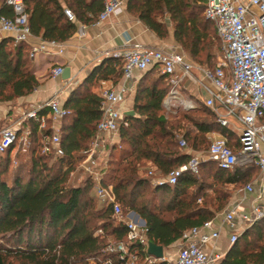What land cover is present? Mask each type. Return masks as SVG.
Here are the masks:
<instances>
[{
    "label": "trees",
    "instance_id": "trees-1",
    "mask_svg": "<svg viewBox=\"0 0 264 264\" xmlns=\"http://www.w3.org/2000/svg\"><path fill=\"white\" fill-rule=\"evenodd\" d=\"M103 7L102 0H26L32 35L60 44L76 34L78 23H97ZM127 8L160 40L170 37L168 19L175 43L196 63L215 68L221 43L215 24L205 17V0H136ZM65 10L72 12L75 21ZM0 15L14 16L6 0H0ZM30 49L27 43L15 46L12 38L0 41V104L16 102L41 87L30 68ZM156 72L158 78H154ZM122 76L123 61L108 57L70 93L64 105L68 115L61 127L64 157L53 160L42 154L41 136L34 125L31 146L24 151L30 156L28 169L10 181L7 174L16 150L0 155V264L116 261L115 255L106 252V238L125 242L127 227L100 203L90 177L84 176L79 186H69L68 181L102 120V99L95 89L101 81L116 84ZM169 89V78L158 69L142 76L136 88L135 116L125 117L117 144L121 145L119 157L115 158V145L104 177V183L114 187L123 214L138 213L146 221L149 242L164 249L182 240L187 231L213 220L228 206L231 186L246 182L257 167L227 171L207 161L198 174L184 172L176 185L152 187L144 177L148 165L162 178L187 165L190 155L181 150L179 135L196 152L208 149V135L214 132L226 136L235 151L239 149L238 136L221 127L210 108L204 107L201 114L208 120L184 114L169 121L163 109ZM130 250L142 258L148 255L139 243ZM220 264H264V218L241 234Z\"/></svg>",
    "mask_w": 264,
    "mask_h": 264
},
{
    "label": "built area",
    "instance_id": "built-area-1",
    "mask_svg": "<svg viewBox=\"0 0 264 264\" xmlns=\"http://www.w3.org/2000/svg\"><path fill=\"white\" fill-rule=\"evenodd\" d=\"M131 1L136 0H102L104 7L97 23L126 13ZM6 3L13 9L14 16L0 15V34H9L15 46L30 44L36 37L29 27L26 0H6ZM65 13L75 21L70 10H65ZM205 17L215 24L221 43L214 69L191 61L177 44L163 50L128 40L127 49L111 55L123 61L124 83L118 89L101 91L102 120L90 147L82 153L80 162L83 177L88 176L93 180L95 195L100 203L112 210L118 223L127 227V240L109 242L106 248V252L115 255L116 261L108 259L101 264H220L224 257L208 252V246L221 237L213 220L187 231L174 258L165 253L162 259L150 255L142 258L130 250L132 244L139 243L147 252L149 240L146 225L135 223L130 213L123 214L114 187L105 184L104 177L111 151L120 142V131L125 121L120 104L133 93L138 82L134 78L135 71L144 75L158 69L169 78L170 89L163 101L166 118L190 113L204 106L214 112L221 127L235 132L239 141V149L235 151L229 146L226 136L214 132L209 134L208 149L196 152L179 135V146L190 155V159L186 166L157 179L154 186L176 185L184 172L198 174L201 165L207 161H213L227 171H233L238 165L256 164L264 179V0H205ZM86 29V25L78 23L77 34L84 36ZM36 39L40 42L31 46L32 59L42 53L64 52L60 43ZM63 72V67H57L51 74L57 78ZM128 82L131 84L128 85ZM75 85L68 80L53 97L22 110L21 118L13 126L0 129V155L12 148L28 150L34 125L41 136L42 154L51 156L53 160L64 157L61 127L68 111L61 103V95L71 93ZM191 87L196 88L195 95L188 94ZM48 129L51 134L46 135ZM245 189L253 192L254 186L248 184ZM238 216L241 229L246 230L264 218V203L253 205L249 212L240 213L238 207L225 212L224 223L232 229V245L241 236L235 222ZM89 264L99 263L90 260Z\"/></svg>",
    "mask_w": 264,
    "mask_h": 264
},
{
    "label": "crops",
    "instance_id": "crops-1",
    "mask_svg": "<svg viewBox=\"0 0 264 264\" xmlns=\"http://www.w3.org/2000/svg\"><path fill=\"white\" fill-rule=\"evenodd\" d=\"M167 21L170 22L168 19ZM168 26L170 37L166 40H160L142 22L131 15L127 8L126 13L120 16L112 17L104 22L87 26L86 34L84 36H80L76 32V34L70 40L62 43L64 49L62 54L42 53L32 59L35 67L34 74L41 82V87L37 89L32 95L18 99L16 101L17 104L24 107H21L18 110L22 112V110L33 104L53 97L66 85L68 80H64L62 75L57 78L52 77L51 73L54 68L63 67L64 69H70V80L72 83L76 84L73 88L74 90L88 77L92 69L102 60L111 57V55L116 52H121L127 49L129 46L128 40H132L137 44L163 50L167 49L170 45L176 44L173 38V26L171 22L168 24ZM5 38H11V36L6 33H1L0 41ZM39 42V39H32L29 44L30 48L32 45H36ZM142 76L143 75H141L138 71L134 72V78H136L138 82ZM138 82L134 87L133 93L127 96L126 99L120 104L121 110L124 114L134 111V100ZM123 83V78L116 84L113 81H101L98 85V88L95 89V92L100 96V93L103 89H118ZM127 84L130 85L131 82H128ZM191 88L196 92L195 87ZM69 95L70 93H64L61 95V103L63 106L65 105ZM1 111L2 113L0 114V123L5 120L7 116V112L4 108L0 107V112ZM21 112L15 114L16 116H13L14 118L12 122L6 127L13 126L21 118ZM208 138H210L209 135ZM255 165L256 164H250L242 167L243 169H251L254 168ZM248 184H252L254 186L253 192L246 191L245 188ZM231 188L233 192L228 206L222 212L217 213L213 219L215 228L219 229L221 232V237L217 242L208 246L209 253H216L225 256L232 246L230 242L232 229L226 223H224L225 212L227 210L238 207V211L240 213L249 212L253 205L259 202L264 203V179L261 171L257 167L255 170L251 171V175L246 182L242 183L238 187L232 185ZM235 222L237 229L239 230L240 234H242L245 229H241L239 216ZM181 245L182 242L180 240L168 249H164V253L167 256L174 258Z\"/></svg>",
    "mask_w": 264,
    "mask_h": 264
},
{
    "label": "rangeland",
    "instance_id": "rangeland-1",
    "mask_svg": "<svg viewBox=\"0 0 264 264\" xmlns=\"http://www.w3.org/2000/svg\"><path fill=\"white\" fill-rule=\"evenodd\" d=\"M167 21V20H166ZM168 22V21H167ZM170 22H168L169 24ZM219 45V42L217 41V46ZM181 48V47H180ZM182 49V48H181ZM182 51L186 54V56L191 60V57L189 56L188 53H186L183 49ZM219 54L220 52H217V58H216V63L218 62V57H219ZM194 63H196L195 61H193ZM30 68L32 69V71L34 72L35 70V67H34V63L33 62H30ZM160 75L159 73H154V78H158ZM188 94L190 95H195V90L191 89L189 91H187ZM0 107L1 108H4L5 111L7 112V116H6V119L3 120L1 123H0V128H5L6 126H8L12 120H13V116H16L15 114H18L19 112H21L20 110H18L19 108L23 107V106H19L17 104V102H13V103H10V104H0ZM24 108V107H23ZM204 109V106H200L197 110L193 111V112H190V113H181V114H176L174 115L173 117L169 116V121H174V120H179L181 119L184 114H189V116L191 117H195V118H202V119H206L208 120L207 117H204L202 114V110ZM2 110V109H1ZM2 113V111L0 112V114ZM208 141H209V144H210V139L208 138ZM121 151V145H116V152H115V158H118L119 157V153ZM201 152H204V151H201ZM30 156L29 154L25 153L24 151L22 150H17L16 149V152L13 153V159H12V164L10 166V170L7 174V178L12 181V179L14 178V176L16 175L17 172H21L23 171V169H28L29 167V163H30ZM238 168H243L242 165H238L237 166ZM151 172H153V174H151ZM205 172H201V178H203ZM144 177L148 178L150 181H151V185L152 187H155L154 186V182L157 180V179H160L162 177H160L158 175V173L155 171V168L153 166H150L148 165L147 166V171L144 175ZM83 173L82 171L80 170V162L77 163L75 165V168H74V171L72 172V174L69 176V181H68V184L69 186H79L80 183L83 181ZM81 181V182H80ZM97 235H101V236H104V233L102 231H97L96 233ZM106 241L109 243V242H114V240L111 238V237H107L106 238ZM14 264H25V263H22V262H15Z\"/></svg>",
    "mask_w": 264,
    "mask_h": 264
},
{
    "label": "water",
    "instance_id": "water-1",
    "mask_svg": "<svg viewBox=\"0 0 264 264\" xmlns=\"http://www.w3.org/2000/svg\"><path fill=\"white\" fill-rule=\"evenodd\" d=\"M62 78L64 80H70L71 76H70V69L66 68L64 69V72L62 74ZM132 117L135 116V112L134 111H130L125 113V117ZM130 218L134 220L135 223L145 226L146 225V221L136 212L132 211L130 212ZM147 254L156 258V259H162L164 256V247L163 246H159L155 243L149 242L148 243V249H147Z\"/></svg>",
    "mask_w": 264,
    "mask_h": 264
}]
</instances>
